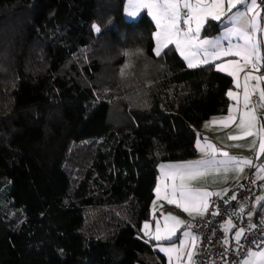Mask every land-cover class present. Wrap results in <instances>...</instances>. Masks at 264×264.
Masks as SVG:
<instances>
[{"label": "trees", "instance_id": "obj_1", "mask_svg": "<svg viewBox=\"0 0 264 264\" xmlns=\"http://www.w3.org/2000/svg\"><path fill=\"white\" fill-rule=\"evenodd\" d=\"M125 5L0 0V264H166L141 229L159 166L197 155L234 82L157 56Z\"/></svg>", "mask_w": 264, "mask_h": 264}, {"label": "snow or ice", "instance_id": "obj_2", "mask_svg": "<svg viewBox=\"0 0 264 264\" xmlns=\"http://www.w3.org/2000/svg\"><path fill=\"white\" fill-rule=\"evenodd\" d=\"M240 6H243L241 10ZM146 10L147 15L155 22L157 31L153 36L156 42L155 54L161 55L164 49H168L169 45H174L176 51L187 61L189 68L202 67L210 62L221 60L223 57H237L238 59L229 60L226 63L215 64L218 71H226L229 76L234 78L238 72H244L243 84V108L237 109L240 112L239 123L237 128L242 130V136L257 135L252 131L253 128L259 127L260 132H264V123L256 115V108H264V73H261V68H264V52L261 48L264 45V39L259 38V33H264V26L261 21H264V0H128V6L125 11L129 16L136 17L141 11ZM217 22L221 25L231 24V27H225L224 34L221 38H202L201 34L209 21ZM96 32L100 28L93 26ZM235 38L236 42H233ZM227 41V46L223 41ZM166 54V53H165ZM231 68L232 70H229ZM248 69V71H245ZM253 72L258 73L253 75ZM123 74V73H122ZM249 81H255L254 85H249ZM237 87H240L237 81ZM258 93V101L252 103L250 98ZM228 96L240 104L237 93L228 92ZM233 115V108L229 109V115L223 117L226 121L225 127L229 123L236 120ZM215 123V121H213ZM207 127V125H206ZM230 140L240 139L241 136H229ZM260 151L264 152V137L260 138ZM255 144V140L253 141ZM239 147L240 145H233ZM196 147L204 153L206 158L195 161H186L172 165H161V171L165 167L168 172L166 177L172 181L170 191L167 192L164 198L168 203H173L177 208H182L184 212L192 216L196 213L203 216L209 208V198L212 196H220V192H210L206 189L193 188L190 182L208 175L215 170L219 172L223 168L227 173L230 169L242 171L243 165L253 166V162L247 158H238L230 156L228 152L221 151L215 148L214 145L205 142L204 148H201L200 140L196 142ZM205 149H211V152H206ZM221 156L223 158L218 159ZM264 172V166L258 168V173ZM264 179V176H260ZM225 193L228 189L223 190ZM157 198L160 197L161 187L157 184L155 189ZM236 200L234 194L230 198ZM264 201V197H259L257 203ZM229 201H225L228 203ZM155 204V201H153ZM241 212L244 208L241 207ZM218 212H213L212 215H217ZM252 213H249V219ZM169 221H172L169 224ZM225 227V239L223 243L229 244L227 233L236 225L231 219ZM181 226L192 228V224L185 225V222L177 217L169 214L165 218L163 230L157 222L155 232L148 231L149 225H144V235L149 240L162 241L172 240ZM255 224H249L248 229L244 227L236 228L232 240L236 243L235 251L240 252L244 248L241 243L246 238L247 231L254 230ZM185 239L180 241L179 245L175 243L169 247L157 245L161 252H164L169 258V264L175 254V259L180 264H195L194 257L199 237L191 231H184ZM145 243H148L146 240ZM251 243L255 244L253 240ZM264 244V240L261 241ZM185 249H189L185 251ZM227 250V249H226ZM240 264H264V248L259 245L255 250L249 249L246 252V258Z\"/></svg>", "mask_w": 264, "mask_h": 264}, {"label": "crops", "instance_id": "obj_3", "mask_svg": "<svg viewBox=\"0 0 264 264\" xmlns=\"http://www.w3.org/2000/svg\"><path fill=\"white\" fill-rule=\"evenodd\" d=\"M126 6V5H125ZM241 10H243V6H240ZM262 26H264V21H261ZM231 27V24L221 25L219 24L218 30L214 33H206L205 29L203 30L201 37L202 38H221L224 34L225 27ZM157 31V30H156ZM259 38L264 39V33L258 34ZM233 42H236L235 38H233ZM224 45L227 46V41H223ZM174 46V45H173ZM175 47V46H174ZM262 52H264V45H262L261 48ZM179 53V52H178ZM180 54V53H179ZM182 57V56H181ZM183 58V57H182ZM184 59V58H183ZM238 59L237 57H223L221 60H216L211 63L214 64H220V63H226L229 60ZM184 61L187 63V61L184 59ZM229 70H232L229 68ZM245 71H248V69H245ZM224 73H227L226 71H222ZM261 73H264V68H261ZM228 74V73H227ZM258 73L253 72V75H256ZM233 78L234 86L229 90L234 93L238 94L240 104L237 105V101L233 98L229 97L230 102L228 106V110L224 114L214 115L210 118L206 119L201 126L199 136L197 140H200L201 148H204L205 142L210 143L215 146V148L220 149L222 152L226 151L229 153L230 156H235L238 158H247L253 162V166H246L243 165L242 171H237L230 169L227 173L224 172L223 168L220 169L219 172H216L213 170L208 175L204 177H200L192 182H190V186L193 188H200V189H206L210 192H220L223 198L229 200L232 195L236 194V188L239 186H244L247 184L250 173L252 171V167H254V175L256 178L259 179V183L256 184L253 189L251 190V197H252V205L247 209L245 216L241 219H231L232 223L236 225V228L244 227L246 224H253L255 217H256V211L258 210L259 206L263 201H260L257 203V200L259 197H264V179H260V176H264V172L258 173V168L261 166H264V152L260 151V138L264 137V132H260L259 127H255L252 129L254 133L257 135L255 136H242V130L237 128V124L239 123V115L240 112L237 109L243 108V84H244V72H238L237 76ZM237 81H239L240 87H237ZM255 81H249L250 89L251 85H254ZM263 86V85H262ZM228 91V92H229ZM250 101L252 103H255L258 101V93L256 95H253L250 98ZM233 108V115H235L237 118L235 121L228 124L227 127H225L226 121H223V117H226L229 115V109ZM255 113L258 117L264 118V108H256ZM215 121V123H213ZM261 123H264V119H261ZM207 125V127H206ZM241 136L240 139L230 140L229 136ZM196 140V142H197ZM255 140V144H253V141ZM233 145H240L239 147H234ZM197 148V147H196ZM206 152H211V149H205ZM202 158H206L204 156V153L200 149L197 148V155L191 158H188L186 160L181 161H175V162H162L159 166V174L157 179V184H160L161 187V194L160 197L157 198L156 192L154 196L155 204L152 202V208H151V214L150 218L145 220L142 223V234L144 235V225L147 223L149 225L148 231L155 232L157 222L159 223L161 229L163 230L165 225V218L171 214L174 217L179 218L180 220L185 222V225L189 224L191 219L199 216L196 213H193L192 216H189L188 213L184 212L182 208H177L175 204L168 203V201L164 198L165 194L170 191V188L166 186H170L172 184V181L168 179L165 175V173L168 172V168L165 167L163 170V173L161 171V165H172L177 163H182L186 161H195ZM218 159L223 158L218 155ZM156 184V187H157ZM155 187V189H156ZM228 189V191L225 193L223 190ZM211 198H209V201H211ZM210 205V204H209ZM209 209V208H208ZM207 209V211H208ZM264 210V209H262ZM206 211V212H207ZM205 212V214H206ZM249 213H252L251 218L249 219ZM228 221V220H227ZM226 221V222H227ZM224 223V228L227 227V223ZM172 221H169V224H171ZM236 228H232L231 231L227 233L229 243H231L232 236L234 235ZM184 231H191V229L181 226L176 235L173 236L172 240H162V241H155V247L158 251L159 247L157 245L163 246V247H169L171 244L175 243L176 245L180 244L181 240H184L185 237L183 235ZM194 233V232H193ZM195 234V233H194ZM198 236L197 234H195ZM145 238L149 239L147 236L144 235ZM199 237V236H198ZM199 248V241L197 242V246L195 249V252L198 253ZM261 248H264L261 247ZM189 249H185L187 251ZM255 250V249H254ZM166 259V264H169V258L164 253L161 252ZM197 256V255H196ZM196 256L194 257L195 264H197ZM246 256L243 258L245 259ZM242 259V260H243ZM171 264H180L175 259V254H173V259L171 261Z\"/></svg>", "mask_w": 264, "mask_h": 264}, {"label": "built area", "instance_id": "obj_4", "mask_svg": "<svg viewBox=\"0 0 264 264\" xmlns=\"http://www.w3.org/2000/svg\"><path fill=\"white\" fill-rule=\"evenodd\" d=\"M259 183V179L254 175V167L250 173L248 182L244 186L236 188V200H227L222 196H212L209 209L203 216H197L189 222L190 228L199 236V248L196 256L197 264H240L249 249H256L259 245L263 247L261 241L264 240V210L256 211L254 223L256 228L247 231L246 238L241 241L244 248L239 253L235 251L236 243L225 245L224 223L229 219H241L245 216L247 209L252 205L251 190ZM225 201H229L225 203ZM241 207L244 211L241 212ZM245 207L247 209L245 210ZM218 212L217 215H212ZM248 225H244L248 229ZM253 240L255 244L251 243ZM227 249V250H226Z\"/></svg>", "mask_w": 264, "mask_h": 264}, {"label": "rangeland", "instance_id": "obj_5", "mask_svg": "<svg viewBox=\"0 0 264 264\" xmlns=\"http://www.w3.org/2000/svg\"><path fill=\"white\" fill-rule=\"evenodd\" d=\"M128 6V0H126V6H125V9H126V7ZM144 12H147L146 10H143V11H141V13L138 15V16H136V17H132V16H129L128 15V13L125 11L124 12V16H125V18L127 19V20H137V19H139L140 18V16L144 13ZM155 23V22H154ZM157 30V29H156ZM156 30H155V32H156ZM155 47H156V42H155ZM155 51V50H154ZM235 234V233H234Z\"/></svg>", "mask_w": 264, "mask_h": 264}, {"label": "water", "instance_id": "obj_6", "mask_svg": "<svg viewBox=\"0 0 264 264\" xmlns=\"http://www.w3.org/2000/svg\"><path fill=\"white\" fill-rule=\"evenodd\" d=\"M247 209V207H245V210Z\"/></svg>", "mask_w": 264, "mask_h": 264}]
</instances>
